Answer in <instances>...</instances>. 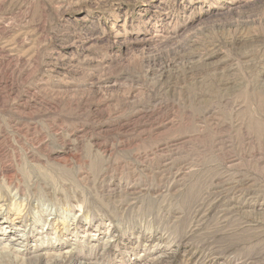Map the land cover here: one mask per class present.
Listing matches in <instances>:
<instances>
[{"label": "rangeland", "instance_id": "1", "mask_svg": "<svg viewBox=\"0 0 264 264\" xmlns=\"http://www.w3.org/2000/svg\"><path fill=\"white\" fill-rule=\"evenodd\" d=\"M264 264V0H0V264Z\"/></svg>", "mask_w": 264, "mask_h": 264}, {"label": "bare ground", "instance_id": "2", "mask_svg": "<svg viewBox=\"0 0 264 264\" xmlns=\"http://www.w3.org/2000/svg\"><path fill=\"white\" fill-rule=\"evenodd\" d=\"M74 263H75V264H83V263H81V262H76V261H75Z\"/></svg>", "mask_w": 264, "mask_h": 264}]
</instances>
